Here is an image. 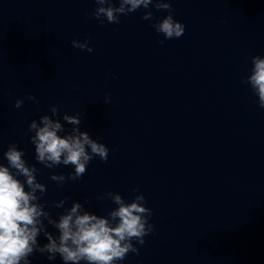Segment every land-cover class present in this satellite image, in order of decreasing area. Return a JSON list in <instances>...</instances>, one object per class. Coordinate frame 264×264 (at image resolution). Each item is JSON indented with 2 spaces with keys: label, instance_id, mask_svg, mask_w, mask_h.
I'll use <instances>...</instances> for the list:
<instances>
[{
  "label": "water",
  "instance_id": "1",
  "mask_svg": "<svg viewBox=\"0 0 264 264\" xmlns=\"http://www.w3.org/2000/svg\"><path fill=\"white\" fill-rule=\"evenodd\" d=\"M171 5L186 30L161 45L151 25L164 10L101 25L94 0H0V162L15 143L36 163L27 127L51 106L79 113L108 160L63 186L36 164L43 199H87L106 215L115 205L104 193L143 194L156 235L124 264H264V109L241 83L264 55V0ZM85 39L91 53L71 46ZM33 264L49 262L36 254Z\"/></svg>",
  "mask_w": 264,
  "mask_h": 264
},
{
  "label": "clouds",
  "instance_id": "2",
  "mask_svg": "<svg viewBox=\"0 0 264 264\" xmlns=\"http://www.w3.org/2000/svg\"><path fill=\"white\" fill-rule=\"evenodd\" d=\"M91 13L99 24H119L120 17L144 10L142 20L153 19L151 9L164 10L167 15L158 17L152 28L163 39L161 45L171 39H179L186 26L174 18L171 0H94ZM87 15V13H86ZM73 48L91 53L89 42L73 40ZM251 68L241 83L247 85L260 109H264V55L251 58ZM27 100L38 103L36 97ZM24 101L16 99L14 107L21 108ZM104 104L110 103L105 96ZM49 114L32 119L27 127L28 142L34 149L35 164L25 159V151L15 143H9L0 162V264H33L36 254L54 264L59 257L61 264H124L128 254L139 255V246L145 237L156 235L150 222L153 211L146 206L143 194L131 200L119 193L108 191L102 198L115 205L106 215H98L82 202L64 196L49 203L43 199L47 185L38 180L40 169L36 164L49 169V179L58 186L68 180L81 179L89 163L99 158L107 162L109 148L88 131L81 130L79 113L61 114L58 106H51ZM63 166L70 171L56 174ZM139 193V189H133ZM100 199V198H98ZM49 208L61 209L53 216ZM52 229L53 231H50ZM40 237L46 243L40 242Z\"/></svg>",
  "mask_w": 264,
  "mask_h": 264
}]
</instances>
